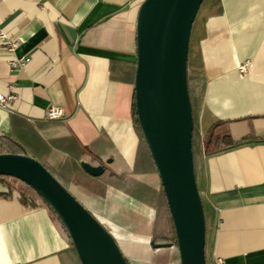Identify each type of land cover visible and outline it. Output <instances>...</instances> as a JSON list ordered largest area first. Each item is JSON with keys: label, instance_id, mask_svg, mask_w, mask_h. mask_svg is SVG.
Returning <instances> with one entry per match:
<instances>
[{"label": "crops", "instance_id": "0c3cea01", "mask_svg": "<svg viewBox=\"0 0 264 264\" xmlns=\"http://www.w3.org/2000/svg\"><path fill=\"white\" fill-rule=\"evenodd\" d=\"M142 1L0 0V29L18 41L14 57L23 59L10 68L0 42V92L10 85L16 96L0 106V132L50 166L67 146L85 147L82 161L102 165L109 183L103 197L78 185L70 192L109 225L125 257L159 264L173 247L150 246L161 184L132 120ZM205 11L199 131L221 123L232 142L198 165L206 262L264 264V0L208 2ZM51 106L64 116L47 119ZM118 215L135 217V228L118 226ZM0 264L80 262L46 204L0 195Z\"/></svg>", "mask_w": 264, "mask_h": 264}, {"label": "water", "instance_id": "95a60500", "mask_svg": "<svg viewBox=\"0 0 264 264\" xmlns=\"http://www.w3.org/2000/svg\"><path fill=\"white\" fill-rule=\"evenodd\" d=\"M202 1L143 0L136 18L135 114L167 201L180 264H207L186 76L191 28ZM81 166L92 176L104 171L102 165L86 161ZM0 176L19 180L42 199L62 224L81 264H128L113 234L34 157L1 153ZM150 246L172 244L151 240Z\"/></svg>", "mask_w": 264, "mask_h": 264}, {"label": "trees", "instance_id": "16d2710c", "mask_svg": "<svg viewBox=\"0 0 264 264\" xmlns=\"http://www.w3.org/2000/svg\"><path fill=\"white\" fill-rule=\"evenodd\" d=\"M218 1L219 0L202 1L192 24L189 46H188L186 76H187V87H188V93L191 102L192 117H193L191 143H192V153H193V167H194L196 180H197L198 165L203 154L216 152L221 147L232 144L229 134L226 132V129L223 127L221 123H217L211 126L205 134L200 133L199 125H198V114L202 106V99L206 85V78L203 73L201 55L199 51V42L204 37L205 34L204 21L206 19L205 15L207 14V12L205 11V7L208 2H213V4H217ZM132 120L136 132L139 136L140 146L146 149L150 157L151 163L156 171L147 144L143 140L142 135L140 133V128L135 114L134 98L132 101ZM60 141H63L64 145L65 144L66 146L68 145L66 139H61ZM74 144L75 145L73 147L67 146L66 148H64L66 156L62 160L58 161L56 166H49L45 164V161L37 158L35 154L30 149L25 147L13 133L0 132V154L1 153L27 154L38 160L68 191H70V186L72 184H77L94 194L105 195L106 186L108 185L109 182L104 181L102 178L104 171L99 176H92L88 174L81 166L82 155L85 153L86 148L80 146L77 143ZM47 153L48 151L45 150V154ZM5 177L7 176H0L1 196L3 197L14 196L22 204L26 206L36 205V201L31 197L29 193L25 192L20 188H15V186L11 185V183L4 180ZM115 177L118 178L117 176ZM114 184L119 185V181ZM40 201L44 203L41 198ZM152 240L156 243H171L172 247L176 249L177 264H180L179 255L176 247L175 230L162 188L160 189L158 199L155 205V219L152 230ZM127 262L129 264L128 260Z\"/></svg>", "mask_w": 264, "mask_h": 264}, {"label": "built area", "instance_id": "2783aa9c", "mask_svg": "<svg viewBox=\"0 0 264 264\" xmlns=\"http://www.w3.org/2000/svg\"><path fill=\"white\" fill-rule=\"evenodd\" d=\"M0 42L4 45L5 50L8 54L7 63L10 68H15L18 65L22 64L23 59L15 58L14 51L18 46V41L15 39L10 38L4 31L0 29ZM243 69V68H242ZM9 92L4 94L0 92V106L7 107L11 105L16 96L12 93V87L9 85ZM64 116V110L61 107L51 106L46 110V118L50 120L60 119ZM220 261V259L218 260Z\"/></svg>", "mask_w": 264, "mask_h": 264}, {"label": "rangeland", "instance_id": "374dc122", "mask_svg": "<svg viewBox=\"0 0 264 264\" xmlns=\"http://www.w3.org/2000/svg\"><path fill=\"white\" fill-rule=\"evenodd\" d=\"M44 161V160H43ZM45 164H47V162L45 161ZM49 165V164H47ZM50 166V165H49ZM5 181L11 183V185L15 186V188H20L22 190H24L25 192L29 193L31 195V197L36 201V202H41L40 201V197L34 193L28 186H26L24 183L20 182L19 180H15L11 177H5L4 179ZM72 185H77V184H72ZM71 185V186H72ZM70 186V187H71ZM80 186V185H78ZM82 187V186H81ZM101 197H103L104 195H99ZM117 221V225L121 226L123 225L124 228L127 229H134L135 228V222L136 219L133 216H120L118 215L117 218L115 219ZM120 223V224H119ZM102 224L111 232V228H109V225L106 222H102ZM122 227V226H121ZM130 231V230H129ZM127 260L129 261V264H146L147 262L142 259V258H137V257H132V256H128L126 257ZM156 260L154 262H152V264H155ZM162 262V263H161ZM161 262L159 261V264H177V254H176V249L173 247L172 250V254L171 256L166 255L161 259Z\"/></svg>", "mask_w": 264, "mask_h": 264}]
</instances>
